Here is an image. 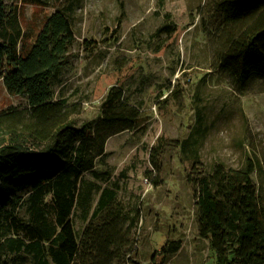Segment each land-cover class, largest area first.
<instances>
[{
  "label": "rangeland",
  "instance_id": "1",
  "mask_svg": "<svg viewBox=\"0 0 264 264\" xmlns=\"http://www.w3.org/2000/svg\"><path fill=\"white\" fill-rule=\"evenodd\" d=\"M218 1L4 0L7 11L17 10L27 42L52 12L66 14L75 41L53 88L78 126L101 116L110 91L120 90L121 99L140 112L137 127L107 139L106 153L81 186L92 184L90 213L99 188L108 187L136 218L132 251L119 264H159L158 251L171 241H179L180 249L167 264L214 263L198 235L194 177L216 164L237 168L247 156L257 159L262 170L254 179L264 201V77L240 91L216 69L231 24ZM26 108L25 98L9 94L0 80V114ZM22 196L17 215L26 219L28 193ZM72 222L77 232L84 225L78 206Z\"/></svg>",
  "mask_w": 264,
  "mask_h": 264
},
{
  "label": "trees",
  "instance_id": "2",
  "mask_svg": "<svg viewBox=\"0 0 264 264\" xmlns=\"http://www.w3.org/2000/svg\"><path fill=\"white\" fill-rule=\"evenodd\" d=\"M217 4L231 24L216 69L243 91L251 79L264 77V0ZM27 35L17 10L7 11L0 0V80L9 94L27 103V110L0 114V264L122 263L132 251L136 218L123 211L108 187L99 188L90 213L93 187L81 186L83 175L106 153L107 139L137 127L140 112L121 99L120 90L110 91L101 116L78 126L67 100L55 99L53 88L70 64L75 41L70 21L56 10L30 42ZM188 139L180 142L181 149ZM158 147L151 148L152 158ZM261 170L258 160L247 156L240 167L219 163L194 177L198 235L208 242L213 264H264V201L254 179ZM23 192L28 193L26 219L17 215ZM77 206L87 220L79 239L72 222ZM179 249V241L162 246L159 264H167Z\"/></svg>",
  "mask_w": 264,
  "mask_h": 264
},
{
  "label": "crops",
  "instance_id": "3",
  "mask_svg": "<svg viewBox=\"0 0 264 264\" xmlns=\"http://www.w3.org/2000/svg\"><path fill=\"white\" fill-rule=\"evenodd\" d=\"M86 222H87V220L84 221V225H83V227L81 228V230H80L79 232H77V231L75 230V228H74V230H75V235H76V238H77V239H79V238L81 237V234H82V231H83V229H84V226H85ZM70 264H78V263H77V262H71Z\"/></svg>",
  "mask_w": 264,
  "mask_h": 264
}]
</instances>
